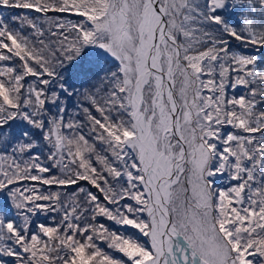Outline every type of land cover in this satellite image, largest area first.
I'll use <instances>...</instances> for the list:
<instances>
[{
    "label": "snow or ice",
    "instance_id": "1",
    "mask_svg": "<svg viewBox=\"0 0 264 264\" xmlns=\"http://www.w3.org/2000/svg\"><path fill=\"white\" fill-rule=\"evenodd\" d=\"M0 264H264V0H0Z\"/></svg>",
    "mask_w": 264,
    "mask_h": 264
},
{
    "label": "trees",
    "instance_id": "2",
    "mask_svg": "<svg viewBox=\"0 0 264 264\" xmlns=\"http://www.w3.org/2000/svg\"><path fill=\"white\" fill-rule=\"evenodd\" d=\"M4 14H5V15H8V12H7V11H5V12H4Z\"/></svg>",
    "mask_w": 264,
    "mask_h": 264
}]
</instances>
